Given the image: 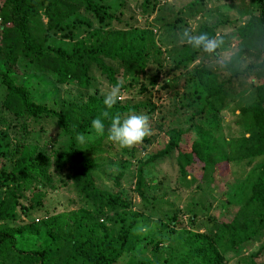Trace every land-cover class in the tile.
<instances>
[{
	"label": "trees",
	"instance_id": "trees-1",
	"mask_svg": "<svg viewBox=\"0 0 264 264\" xmlns=\"http://www.w3.org/2000/svg\"><path fill=\"white\" fill-rule=\"evenodd\" d=\"M155 1L138 0L135 7L148 14ZM202 1L188 2L179 10L182 17L175 19L199 15L205 9ZM253 3L245 20L232 24V31L227 33L235 38V47L224 62L227 72L220 76L202 59L206 51L185 41L173 50L172 66L163 71L162 37L130 21L133 13L127 10L128 17L124 15L122 0H2L7 18L0 23L1 103L15 119L36 123L42 118L52 120L57 134L66 143L64 148L51 153L27 145L12 149L9 165L0 167V220L14 219L16 209L27 215L30 209L41 205L46 192L59 185L71 186L78 206L60 212H49L43 207L44 218L32 227H0V264H119L123 257L137 255L142 257L132 264H224L229 252L238 256L258 235H264V0ZM79 15L91 18L95 24L85 22V35L76 39L70 30H63L75 21H84ZM40 17L45 19L44 33L60 31V36L71 40L70 49L44 45L43 31H38ZM228 22L221 19L209 25L199 24L194 35L206 33L214 38ZM245 56L251 59L246 61ZM195 60L197 63L189 67L194 83L186 90L187 96L180 105L193 109L187 126L163 125L164 117L156 122L149 118V125L157 131L150 132L137 149L114 143L124 156V164L125 161L135 164L133 191L140 209L147 217L165 224L156 234L141 235L136 225L139 211L131 209L132 201L119 184L124 164H120L121 170L105 185L93 177L92 171L99 163L86 149L91 150L94 144L107 138L110 119L102 117L103 112L108 111L110 116L119 113L122 117L130 113L148 115L153 107L142 101L117 102L112 109H106L103 98L88 93L87 89L94 86V72L111 86L120 83L121 89H126L129 85L120 79L123 71L130 77L136 71L144 74L149 88L157 85L158 73L163 71L165 77L155 89L157 92L169 87V81L186 72ZM18 62L24 71L48 76L56 84H72L83 92L64 106L40 100L34 86L20 80ZM137 83L139 92L147 91L142 79ZM248 90L252 96L237 105L241 132L223 137L224 158L217 162L211 155L209 138L194 132L195 124L190 119L203 117L206 122L208 116L215 118ZM97 117L105 124L104 135L91 128V121ZM179 122H185V118ZM161 130L166 136L165 143L142 159L140 153ZM191 132L195 136L189 138ZM81 133L85 137L82 143L77 139ZM260 157L262 161L249 169L243 179L228 186L233 196H239L241 204L227 211L229 199H224L221 205L224 212L217 219L209 217V225L203 232L184 227L176 209H161L160 192H154L157 187L145 183V170L165 159L179 183L189 185L204 177L205 187L218 194L226 182L227 162ZM200 197L199 194L194 201L196 209L190 214L191 221L202 211L197 208ZM209 198L211 205L214 197ZM147 247L149 257L145 255ZM263 250L264 242L249 253L245 264H259Z\"/></svg>",
	"mask_w": 264,
	"mask_h": 264
},
{
	"label": "rangeland",
	"instance_id": "rangeland-1",
	"mask_svg": "<svg viewBox=\"0 0 264 264\" xmlns=\"http://www.w3.org/2000/svg\"><path fill=\"white\" fill-rule=\"evenodd\" d=\"M124 5V15L128 17L127 10H131L133 17L130 21L135 22L139 27L150 28L155 33L156 37H162V41L165 44L162 45L164 58V69L172 66L171 55L173 50L178 48L180 44L185 41L189 35H194V32L199 24H213L221 19H228L224 28L214 37L218 38L220 43L215 51L212 53L205 52L202 59L214 67L220 76L226 73L225 63L228 61L229 54L235 47V38L229 35L232 31V24L237 25L242 23L247 13L254 6L253 0H203L205 6L204 11L193 18H183L176 20V17H182L179 10L184 7L188 2L192 0H156L154 9L149 10L148 14L142 13L140 8L135 7L138 0H122ZM140 1V0H139ZM4 4L0 0V23L5 21L7 15L5 14ZM121 8V6H119ZM84 21H75L72 26L65 28L64 31L70 30V35L76 39L81 38L85 35V22H91L92 25L95 23L90 18H84L79 15ZM44 18L40 17V24L38 31H43ZM174 23V25H173ZM79 24V25H77ZM60 31L55 34L49 32L44 33L43 31V42L47 47H62L70 49L71 40L67 37L60 36ZM174 40V41H173ZM170 41L171 44L166 45V42ZM251 59L250 56H245L244 60L248 61ZM242 61V60H241ZM197 63V60L193 61L186 72H183L175 80L169 81V87L165 89H158V86L162 84V80L165 75L163 71H160L157 76V85L149 88L146 84V78L144 74L139 71L134 72L132 77L124 71L121 72L120 79L124 84H128L126 89H121L123 100L118 101L120 103L128 102H144L146 105L153 107V112L147 116L152 121L156 122L159 117H164L163 125L170 123H179L180 127L185 128L189 122V115L193 109L181 108V103L187 96L186 90L192 87L194 83V74L189 68L191 65ZM20 70V80L25 84H32L34 86V93L36 97L43 101H53L57 105H66L67 102L76 99L77 94L83 92L79 87L72 84H56L52 82V79L48 76L39 75L31 71H24L22 63L18 62L16 65ZM147 69V68H146ZM93 85L87 89L88 93L95 94L99 97H104L112 86L107 80L100 75L98 72H94ZM124 74V75H123ZM140 79L143 80L147 87V91L139 92L138 83ZM149 90V91H148ZM149 93H151L149 95ZM252 91L248 90L244 94L238 95L235 101L230 103L226 109L220 112L215 118L208 116L205 122L204 118H193L190 121H194L195 131L204 137L209 138L212 146V157L215 161L220 162L224 158V145L223 137L229 135H237L241 132L240 127L237 123V105L244 103L245 100L252 96ZM84 96V95H83ZM183 97V98H182ZM2 94L0 93V167L3 165H9L8 160L12 156V149L27 145L28 147H35L37 150H44L48 153L57 151L64 148L66 140L61 135L57 134V128L53 121L48 118H42L40 122H32L31 120L15 119L13 115L2 105ZM173 117H171V114ZM171 118V119H170ZM185 118V122L180 123L179 121ZM26 122V125H23ZM42 127L41 131H38V127ZM151 132L157 130L152 128L150 124ZM152 126V127H151ZM163 127L162 125H160ZM26 130V134L24 131ZM193 132L190 133L189 138L194 137ZM166 136L161 131L152 138L151 143L146 149L140 153V157L143 159L149 154L160 149L165 143ZM139 144L134 145L136 149ZM94 148L91 150L86 149V153L92 156L99 164L96 166L92 175L96 181L102 182L107 185L111 181L112 176L117 173L120 168V164H124V156L121 155L120 149L113 142H110L107 138L103 142H97L94 144ZM262 161V158L246 159L240 161L227 162L225 183L222 185L218 194H215L210 188L205 187V183L202 182L203 178L195 179L193 183L189 185L181 184L177 181L174 173H170L169 165L164 162L159 165L150 166L145 170V179L147 184L156 186L155 193H159L160 207L163 210H175L178 214V218L182 222L183 226L190 230L205 231L208 227V218L217 219L223 211L222 202L224 199H229L228 210H234L241 200L239 196H233L228 186L231 187L232 181L239 182L244 178L245 174L249 169L254 167L256 164ZM122 176L120 178V187L131 199V209H137L139 215L137 216L136 225L141 235L156 234L162 231L165 227L164 223L154 217H147V213L141 210L139 205V199L136 193L133 191L134 186V174L135 164L133 162L125 161L124 167L122 168ZM188 178V175H186ZM206 179V178H205ZM205 181V180H204ZM59 185V184H58ZM215 190V189H214ZM216 191V190H215ZM28 192L25 191L24 195ZM214 193V194H213ZM201 195V201H198L197 208L201 207L202 211L198 212L191 221L190 214L196 209L194 201H197L198 195ZM204 194H207L204 196ZM214 197V201L209 205V197ZM203 196L209 199H203ZM209 196V197H208ZM23 201V200H21ZM42 203L36 208L30 209L27 215H23L16 209V216L11 220H0V227L11 226L15 227L18 225L33 226L39 225L40 221L44 216L42 215V208L44 207L49 212H60L63 209H71L78 206L77 197L71 186L59 185L54 190L46 192L42 198ZM25 223V224H24ZM21 227V226H20ZM23 230V227L22 229ZM25 232L23 231V234ZM264 242V235H258L257 240L250 242L246 249H243L238 256H233L232 253L226 255L224 264H245L249 253L256 251V249ZM145 255L149 257L150 249L145 250ZM142 255L134 256L133 258L123 257L119 260V264H132ZM238 261V262H237ZM259 264H264V250L258 258Z\"/></svg>",
	"mask_w": 264,
	"mask_h": 264
},
{
	"label": "clouds",
	"instance_id": "clouds-1",
	"mask_svg": "<svg viewBox=\"0 0 264 264\" xmlns=\"http://www.w3.org/2000/svg\"><path fill=\"white\" fill-rule=\"evenodd\" d=\"M187 43L195 48H202L208 53H212L219 46L218 38H210L206 33L200 35H189ZM123 100L121 92V84L113 85L106 93H104L103 104L106 109H112L118 101ZM104 118L110 119V126L107 129V139L122 148H130L141 143L151 132L149 126V117L144 114L130 113L124 117L117 113L110 116L108 111L101 114ZM91 128L98 134L104 135L105 124L101 117H97L91 121ZM79 142H84V135L78 134Z\"/></svg>",
	"mask_w": 264,
	"mask_h": 264
}]
</instances>
